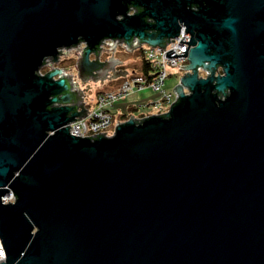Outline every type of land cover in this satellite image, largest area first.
I'll return each mask as SVG.
<instances>
[{"label":"water","instance_id":"obj_1","mask_svg":"<svg viewBox=\"0 0 264 264\" xmlns=\"http://www.w3.org/2000/svg\"><path fill=\"white\" fill-rule=\"evenodd\" d=\"M183 27L168 113L71 135L87 90L47 59L84 42L82 82L126 78L117 44ZM0 240V264H264V0H0Z\"/></svg>","mask_w":264,"mask_h":264},{"label":"built area","instance_id":"obj_2","mask_svg":"<svg viewBox=\"0 0 264 264\" xmlns=\"http://www.w3.org/2000/svg\"><path fill=\"white\" fill-rule=\"evenodd\" d=\"M135 9L131 8L130 15L135 14ZM184 40L186 42H190L191 36L188 34L183 27L181 30V33L179 37L174 39V43H167L165 47V51L161 47H150L148 45H142L140 50H142L143 58L146 59L151 67L152 71L148 72L147 74L141 73L140 75H133V76H126L120 83V85L112 91L102 92L97 95L96 98V108L95 110H91L88 105L85 103V97H84V109L87 111L85 112L88 116L78 118L73 123H71L69 126L71 135L75 137H81V138H90V137H96L99 134H105V136L110 137L113 136L116 127L129 120L130 118H135L138 120H142L143 118H146L147 114H139L140 117H138L136 114L132 113V116H128L127 119L120 118L116 119L115 115L112 112V108H114L115 104L126 98L130 93L138 90L142 91L145 88H152L156 93L162 94V97L160 100L150 103L146 106V108L153 107L155 110L156 115H164L169 112L171 106L176 102L177 95L174 91L168 92L165 89V85L168 79H170L172 76L169 74L171 69H177L181 71L180 79L185 75L186 71L183 69H180L179 67H184L188 65V58H174V60L167 59V53L174 51L177 56H180V54L187 52V49L189 48V45H185L181 43V41ZM120 43L119 40H104L102 44L100 45V61L105 62L108 61L111 57V53H107L105 51H110V44H113L111 46V49L117 44ZM106 44V45H105ZM144 46H147V48L144 50ZM127 45L125 43L117 44L115 47L116 53L119 48L126 49ZM87 46L84 42H81L77 47H74L69 50H62L63 53H68L65 55H61L59 57V63L55 64L52 62V59H47L46 64H44V67L40 70L39 74L41 76L46 75L47 73L51 72L55 68H57V65L64 62L70 54L75 53L76 58L78 59L81 54H83L82 50L86 49ZM104 49V51H103ZM190 49V48H189ZM189 51V50H188ZM114 56V57H115ZM93 60L95 59L94 56H92ZM53 64L52 66H49ZM70 74V73H65ZM199 74L202 75V77H206L207 73H205L202 69L199 70ZM73 76V75H72ZM201 77V76H200ZM117 80V79H116ZM74 83H78V80L75 76H73ZM110 82H113L114 80H109ZM80 90V89H79ZM144 108V107H143ZM143 108L136 109L135 112L140 111ZM83 109H80L79 111L82 112ZM152 112V111H149ZM90 113V114H89ZM107 133V134H106ZM3 204H11L16 202V198H14V193L10 191L7 195H5L2 198ZM5 259V254L2 248V243L0 240V261Z\"/></svg>","mask_w":264,"mask_h":264},{"label":"rangeland","instance_id":"obj_3","mask_svg":"<svg viewBox=\"0 0 264 264\" xmlns=\"http://www.w3.org/2000/svg\"><path fill=\"white\" fill-rule=\"evenodd\" d=\"M147 48V46H144V50ZM116 59H121L123 61V64L125 66V71L128 72V76H133V75H140L142 73V65H143V53L142 50L136 49L132 52H128L124 48H119L116 54ZM76 58V54L72 53L69 55V57L62 62V66L57 65L59 68H64L68 69L69 73L72 74L73 76H76L77 74V69H76V63L78 59ZM67 67V68H66ZM169 74L172 76L170 79L167 80L165 89L168 92L174 91V89L178 86L180 83V76H181V71L177 69H171ZM204 74L200 75L201 77ZM116 80L113 82L110 81H105V82H90V83H84L82 81H78L79 84V89L82 90H87L85 93V103L88 105V107L91 110H95L96 108V98L99 93L102 92H107L110 91L111 89L114 88ZM83 84V86H82ZM162 97V94L156 93L152 88H145L142 91H134L130 93L126 98L118 101L114 108H112V112L114 115L117 117H121L123 115H128L132 116L133 114L130 111V107H140L143 108L138 112H134L138 117L139 114H147L144 117H149L155 114V110L153 107L146 108L148 104L151 102H156L160 100ZM152 111V112H149Z\"/></svg>","mask_w":264,"mask_h":264},{"label":"flooded vegetation","instance_id":"obj_4","mask_svg":"<svg viewBox=\"0 0 264 264\" xmlns=\"http://www.w3.org/2000/svg\"><path fill=\"white\" fill-rule=\"evenodd\" d=\"M91 60H93V58H91ZM119 60H121V59H119ZM122 61V60H121ZM60 66L61 67H63L62 66V63L60 64ZM95 67L97 68L98 67V65L97 64H93L92 66H90L89 67V70L91 69H95ZM67 68V67H66ZM116 70L118 71V72H124L125 71V66H124V64H122V65H119V66H116ZM88 77L90 76V75H87ZM86 75H85V77L84 78H88ZM76 78H77V80L79 81H83V80H81V78H79V72L77 71V74H76V76H75ZM91 77L92 78H96L97 79V75L96 76H93V75H91ZM124 78L123 77H120L119 79H117L116 81L118 82V81H122ZM94 80V79H93ZM91 82V81H90ZM89 82V83H90Z\"/></svg>","mask_w":264,"mask_h":264},{"label":"trees","instance_id":"obj_5","mask_svg":"<svg viewBox=\"0 0 264 264\" xmlns=\"http://www.w3.org/2000/svg\"><path fill=\"white\" fill-rule=\"evenodd\" d=\"M152 70H153V69H152L150 63H149L146 59H144V61H143V65H142V73L148 75V72H149V71H152ZM136 109H137V108H133V112H135ZM127 117H128L127 115H123V116H121V118H123V120H124V119H127Z\"/></svg>","mask_w":264,"mask_h":264},{"label":"crops","instance_id":"obj_6","mask_svg":"<svg viewBox=\"0 0 264 264\" xmlns=\"http://www.w3.org/2000/svg\"><path fill=\"white\" fill-rule=\"evenodd\" d=\"M116 57H117V56H115V58H116ZM94 75H96V73H95ZM90 81L92 82V77H89L87 83H89ZM106 81H108V80H106ZM121 82H122V81L115 82L116 84H115L114 88L111 89L110 91L115 90V89L120 85ZM151 103H152V102H151ZM133 108H137V107H133V106H131V107H130V111H131V113H134V112H133ZM115 117H116V119H120V118H121V117H117L116 115H115Z\"/></svg>","mask_w":264,"mask_h":264}]
</instances>
